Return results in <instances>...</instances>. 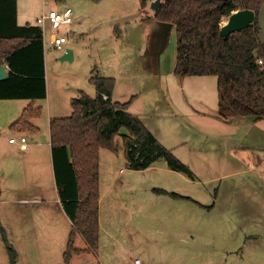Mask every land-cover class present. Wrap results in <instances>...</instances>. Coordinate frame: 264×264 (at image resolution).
Listing matches in <instances>:
<instances>
[{
  "label": "rangeland",
  "instance_id": "1",
  "mask_svg": "<svg viewBox=\"0 0 264 264\" xmlns=\"http://www.w3.org/2000/svg\"><path fill=\"white\" fill-rule=\"evenodd\" d=\"M156 1L148 0L147 8L144 7L146 13L143 15L150 24L151 36L146 37L145 41L141 40V44L139 37L135 41H128L126 32L129 28L124 19L103 25L100 30L104 33L99 42H91L89 38L82 39L79 44L82 51L78 53L80 61L61 62L57 53L63 50L56 51L48 43V82L55 87L59 83L70 90L71 83L74 79L78 81L77 77L81 78L78 74L81 75L86 67L83 61H87L93 52L97 51L95 62L98 63V68L109 72L108 64L114 62L112 49L124 51L129 56L139 45L144 44V61L148 65L144 69L136 66L132 76L134 83L130 81L128 84L129 94H133L131 98L137 100L133 110L145 114L142 119L147 126L169 144L173 154L198 176L199 179L194 183L176 182L171 187L180 195L193 197L196 202L173 200L177 215L170 211L171 216L169 211L163 210L166 207H157L158 201L149 202L147 199L148 190L154 188L153 174L143 172L144 170L136 171L131 187L121 186L116 181L113 190L102 201V226L109 228L118 242L103 236L100 262L98 256L84 254L74 256L70 264H134L136 260L143 264H264V162L261 167L259 164L260 158L264 159V120L254 125V128L245 118L235 116L227 108L222 109V113L230 117L228 120H221L218 117L219 93L216 77L190 76L181 80L175 76L158 79L157 66L162 52L169 58L173 57L174 65H177V34L174 26H164L155 19L152 6ZM110 3L112 2L106 1L101 5ZM25 5L35 6V1L28 0ZM103 12L106 13L105 10ZM30 17L31 24H37L31 12ZM104 17H108L107 14ZM135 19L133 17L131 21ZM226 21L227 18L224 23ZM61 34L67 37V43L80 37L78 33L72 34L70 27L61 29ZM111 34L113 35L110 37ZM119 34L123 37H118ZM126 60L130 64L131 61ZM118 77L119 81L127 79L124 73ZM145 77L146 81L140 82ZM149 77L152 80L150 84ZM157 79L158 82L154 84L153 81ZM81 84L90 90L91 97H95V88L87 82L86 76ZM124 86L121 82L120 89ZM146 98L152 100V106L146 104ZM21 106L17 102L0 101V126L3 125L0 129V147L3 148L0 155V188L6 191L2 198H15L14 187L10 185L14 182L10 179L25 159L16 154L17 145L9 144L10 138L17 136L7 129L8 125L4 126L7 122L4 123L5 117H10ZM44 118L46 120L45 116ZM45 120H39L44 139L49 131ZM116 143L121 153L120 158L110 151L104 150L103 153L117 161L114 169L121 170L125 166L122 154L124 143L120 137L116 139ZM109 166V161L103 158V177L105 168ZM128 175L132 173L129 172ZM52 185L55 198V182ZM105 185L106 182L102 179L103 190ZM48 192L52 194L51 188ZM164 201L169 200L165 198ZM197 203L205 207L202 208ZM9 209L8 206H2L4 217L10 216ZM144 213L149 214L145 222L142 221ZM29 221V216L16 219L14 214L10 223H30ZM61 222V219L56 221ZM139 229L144 230V234L142 231L138 233ZM11 235L10 243L18 242L13 230ZM77 241L79 247L84 246L81 237ZM18 246L23 248L19 243ZM44 261L21 256L18 264H41ZM63 263V255L58 251L52 264ZM0 264H9V256L1 238Z\"/></svg>",
  "mask_w": 264,
  "mask_h": 264
},
{
  "label": "trees",
  "instance_id": "2",
  "mask_svg": "<svg viewBox=\"0 0 264 264\" xmlns=\"http://www.w3.org/2000/svg\"><path fill=\"white\" fill-rule=\"evenodd\" d=\"M147 2L142 0V6L146 7ZM263 5L264 0H164L155 13L157 21L176 28L175 76L180 79L216 77L218 117L223 121L230 117L222 113L225 108L242 118L264 119V66L258 64L259 60H264V45L259 40L258 22L229 37L220 36L225 18L244 9L258 14ZM17 12V0H0V65L9 67L8 78L0 81V100L32 101L12 125L14 129L27 132L34 130L31 120L42 113L33 103L47 96L45 48L41 27L20 26ZM90 81L96 87V96L82 92L72 100V115L52 120L50 127L56 183L63 208L72 222L64 264H70L74 256H97L100 246V151L117 154L118 136L123 138L131 168L145 170L164 159L171 170L195 178L192 170L172 150L165 148L139 117L129 112L133 98L128 102L113 100L115 79L93 76ZM122 129L128 135H120ZM136 152L140 153L139 160L135 159ZM153 192L196 202L164 189L155 188ZM0 232L9 264H17L18 253L1 225ZM79 237L85 242L84 248L77 246Z\"/></svg>",
  "mask_w": 264,
  "mask_h": 264
},
{
  "label": "crops",
  "instance_id": "3",
  "mask_svg": "<svg viewBox=\"0 0 264 264\" xmlns=\"http://www.w3.org/2000/svg\"><path fill=\"white\" fill-rule=\"evenodd\" d=\"M35 1V6H26L25 3L28 2V0H17L18 4V24L20 26H24L26 24H31V17L30 12L34 16V19L37 21V19L46 11L49 10H57V11H63L66 8H71L74 11V24L70 26V32L78 33L80 37H77V39L70 41L69 43L65 44V47L63 49V52L57 53V57L63 55V53L71 48L74 50V61H80L81 59L78 58V53H81V45L80 41L82 39L89 38V40H92L91 42H99L102 38L101 35L102 32L100 28L109 23H115L118 22L119 19H124L125 25L129 28L127 30L126 35L129 36L128 41L130 42L135 41L136 37H139L140 44L141 40L145 41L146 37L151 36V29L150 24H148V19H146L143 15V13H146L145 9L142 6V0H67L64 2H54V1H47V0H33ZM112 2L108 5H101L103 2ZM163 2L164 0H160ZM136 3V5H135ZM141 4V7H140ZM105 6V7H101ZM136 6V7H135ZM140 7V8H139ZM132 8V9H131ZM103 10L106 11V13L103 12ZM101 13V14H100ZM156 13V12H155ZM107 14L108 17H104ZM147 14L149 15V9L147 10ZM133 17H136L133 22L131 19ZM130 21V22H127ZM160 22V21H159ZM162 25L165 26L164 22H161ZM224 24V22H223ZM222 24V25H223ZM31 25L38 26L35 23H32ZM169 25V24H168ZM172 26V25H171ZM176 29V28H175ZM50 29H48L47 39L44 41V48H45V64H46V87H47V96L45 99L38 100L34 102L35 108H41L42 113L39 117H36L31 120V124L34 126V130L23 132L18 129H14L12 125L21 118L23 112L25 109L28 108V106L31 104V100L27 99H9V100H0V101H12L22 104L21 108L16 110V112L13 114H10V117H5L4 119V126L8 125V128L13 135H16L17 139L16 143H11L9 140V144L11 146H18L16 151V154L18 153L20 156H24V162L22 161V165L16 169V174L10 179L13 180L14 183H11L14 187V199L10 198H2L3 194H6V191L4 188H0V225L6 230L7 237L9 241L11 242V231L13 230V235H16L18 242H12L11 244L15 246L14 248L16 251H18V262L22 257H28L29 259L33 260H45L41 264H52L54 256L57 255V252H60V255H63L67 250L70 233L72 230V222L67 216L63 205L62 200L59 195L57 183H56V176H55V170H54V162H53V155H52V144H51V133H50V127L51 122L54 119H60V118H66L72 115L73 108H72V100L74 98H77L81 95L82 92H85L89 96H91V92L89 89L85 88L81 84L84 77L86 76L87 82L95 88L96 87L91 83L90 79L93 76L98 77H106V78H113L115 79L116 86L113 93V100L116 102H128L132 98L133 94H129L130 87L128 84L133 82L134 79L132 76L134 74V70L136 66L140 69H144L148 63L145 62V55L144 49L145 46L139 45L138 49L134 52H132L129 56L128 54H124V51L112 49L114 62H109L108 64V71L109 72H103V70L98 68V63L96 61L95 53L93 52L91 56L87 59V61H83L84 65H86L84 71L78 76H81V78L77 77L78 81L74 79V81L71 83V88L68 90L67 88H64V86H61L59 83L57 84L58 87H55L53 83L48 82V72H47V53L46 48L51 46L52 49H55L53 45L50 42ZM113 34L110 35V37ZM118 37H123V35L119 34ZM68 42V41H67ZM164 49V48H163ZM57 51V49H55ZM129 50V49H128ZM127 50V52H128ZM62 51V50H61ZM130 51V50H129ZM163 51V50H162ZM100 54V52H98ZM136 53V55H135ZM54 54V53H53ZM118 54V55H117ZM111 54H109L110 57ZM129 59V62L126 60ZM73 61V62H74ZM134 66H131L133 65ZM5 66V65H4ZM175 65L173 61V57H167L166 54L163 52L159 56L158 60V66H157V75L158 79L161 77L162 79H168V78H174V71H175ZM8 70V69H7ZM121 73H124V75L127 77L126 80L119 81L118 75H121ZM156 75V76H157ZM132 77V78H131ZM177 78V77H175ZM143 79L140 82L146 81L147 77L141 78ZM158 79L153 83L156 84L158 82ZM180 79V78H179ZM183 80V79H181ZM125 81V82H123ZM149 84L152 83L151 78L148 79ZM122 82L123 85H125L122 89H120V83ZM134 83V82H133ZM126 88V90H123ZM96 96V95H95ZM177 96V94H176ZM137 100H134L129 108V112L133 114L134 116L139 117L142 122L146 125V127L149 129V131L153 134V136L167 149L171 148L169 144H166L163 139L160 138L156 133H154L153 129L147 126V123L145 120L142 119V116L145 115L141 112H134L133 106ZM16 104V103H15ZM146 104L149 106H152V100L150 101L149 98H146ZM11 105V104H10ZM19 106V105H16ZM11 111H13L11 109ZM148 110H146L147 112ZM183 115V114H182ZM46 117V120L44 118ZM39 120H45L48 125V135L46 139H44L45 135L41 133V127ZM247 122L251 123L253 127L254 125L258 124L261 120H254L253 118H245ZM43 122V121H42ZM43 123V124H44ZM3 126V125H2ZM0 126V129L2 128ZM1 131V130H0ZM264 131V130H263ZM120 135H128V132L124 129L121 130ZM122 138L121 136H118ZM117 137V138H118ZM26 138V142L22 143L21 139ZM116 138V139H117ZM12 139V137L10 138ZM123 140V138H122ZM9 145V146H10ZM3 148L0 147V155ZM170 150V149H169ZM108 151V150H105ZM104 150L100 151V201H99V223H100V246L99 251L97 253L98 261L102 260L101 258V243L103 242V236L104 237H110L114 241L118 242L111 234L109 228H104L101 223V205L102 201L104 200V197L107 196L114 188L115 183L119 182L121 186H129L133 185V182L131 181L134 178V172L143 171V170H135L129 166V162L126 157L125 147L124 151L122 152L124 158H125V166L121 170L114 169V165H116L117 161L113 159L110 155H105ZM112 153V152H111ZM110 153V154H111ZM114 154V153H113ZM121 153L115 154L118 158H120ZM115 157V158H117ZM177 157V156H176ZM103 158L106 159V161L110 163V166L106 169L103 177V168H102V161ZM178 158V157H177ZM260 158V157H259ZM22 159V158H21ZM179 159V158H178ZM240 159V158H239ZM181 161V159H179ZM182 162V161H181ZM264 159L260 158L259 164L260 167L263 165ZM157 163V162H156ZM155 163V164H156ZM152 165L151 167L145 169L143 172L147 171L146 173L151 172L153 174V187L150 188L149 194L147 193V199L149 202L152 200L154 202L158 201V206H164L166 208H163L165 211H169L170 215L172 216L170 211H173L175 216L176 214V208L174 207V201L176 200L170 196L167 195H157L154 194L153 190L155 188L164 189L169 193H176V190H172L171 187L176 183L181 182H192L194 183L199 178L195 174V178H190L184 173L176 172L171 170L168 165L166 164L165 160H159L156 165ZM108 166V163L107 165ZM114 169V170H113ZM191 169V168H190ZM131 172L132 175H128V173ZM114 177V180L112 178ZM102 179L106 182V187L104 190L102 189ZM51 180V181H49ZM55 182V188L56 191H54L55 198H53V190H54V184ZM1 183V182H0ZM172 184V185H171ZM49 188H51L52 194H50ZM152 192V193H150ZM11 193L8 194L11 195ZM154 194V195H152ZM179 194V193H176ZM180 195V194H179ZM183 196V195H182ZM162 197L163 199H161ZM189 197L193 199V197L190 196H184ZM165 198H168V202L164 201ZM194 200V199H193ZM2 206H8L10 207V216L7 215V217L2 214ZM8 209V208H7ZM14 211V213H13ZM160 211V209H159ZM15 214V218H26L30 217L29 221L30 223H10L13 221ZM149 216L148 213H144L142 221H147V217ZM163 219H165V216H162ZM58 219H61V223H56ZM5 221H8L9 223H5ZM176 220V218H175ZM144 234V230H137V232H141ZM1 233V232H0ZM148 233V231H147ZM28 235L30 237H28ZM2 243L4 244L2 240V236L0 237ZM80 238V237H79ZM78 238V239H79ZM84 241V240H83ZM78 242V241H77ZM18 243L23 247L20 248L18 246ZM5 246V245H4ZM78 246V243H77ZM84 246L81 248H84ZM79 247V246H78ZM148 250V249H146ZM100 257V258H99ZM100 259V260H99ZM36 264V263H35ZM64 264V263H63ZM143 264V262H142Z\"/></svg>",
  "mask_w": 264,
  "mask_h": 264
},
{
  "label": "water",
  "instance_id": "4",
  "mask_svg": "<svg viewBox=\"0 0 264 264\" xmlns=\"http://www.w3.org/2000/svg\"><path fill=\"white\" fill-rule=\"evenodd\" d=\"M161 4L162 2L160 0H157L152 6L153 10L157 12ZM256 21L258 22L261 30L259 40L260 43L264 45V5L262 6L258 14L255 11L248 9L239 10L232 13L227 18V21L222 25L220 29V36L226 38L235 32L247 30ZM59 60L61 62H73L74 50L71 48L67 49L63 53V55L59 57ZM7 78V68L4 65H0V81H3Z\"/></svg>",
  "mask_w": 264,
  "mask_h": 264
},
{
  "label": "built area",
  "instance_id": "5",
  "mask_svg": "<svg viewBox=\"0 0 264 264\" xmlns=\"http://www.w3.org/2000/svg\"><path fill=\"white\" fill-rule=\"evenodd\" d=\"M74 11L71 8H66L63 11L49 10L44 12L38 19L37 25L41 27L43 31L44 41L47 39L48 29L51 30L50 33V42L53 47L59 51L64 49L65 44L67 43V37L61 34V29L64 27H70L74 24ZM258 64L264 66V60H259ZM7 69L8 65L5 66ZM22 143L26 142V138L21 139ZM11 143H16L17 139H10ZM134 147H137L138 144L134 143ZM140 153L136 152L135 159L139 160ZM164 160V159H163ZM142 161V160H141ZM86 264V263H83ZM134 264H142L140 260H136Z\"/></svg>",
  "mask_w": 264,
  "mask_h": 264
}]
</instances>
